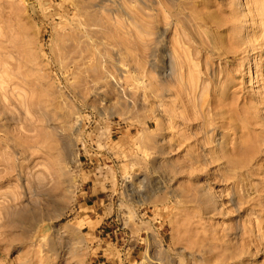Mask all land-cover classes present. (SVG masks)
<instances>
[{
	"label": "rangeland",
	"instance_id": "obj_1",
	"mask_svg": "<svg viewBox=\"0 0 264 264\" xmlns=\"http://www.w3.org/2000/svg\"><path fill=\"white\" fill-rule=\"evenodd\" d=\"M174 2L0 0V264H264V0Z\"/></svg>",
	"mask_w": 264,
	"mask_h": 264
},
{
	"label": "crops",
	"instance_id": "obj_2",
	"mask_svg": "<svg viewBox=\"0 0 264 264\" xmlns=\"http://www.w3.org/2000/svg\"><path fill=\"white\" fill-rule=\"evenodd\" d=\"M144 213L140 214L143 216V219L149 222L152 227H159L160 229L161 218L156 217L154 220H151V217L148 216L147 219ZM96 216L91 214L92 219H96ZM118 219L117 211L113 210V208L108 210V214L103 216L100 225L92 233H89L91 239L90 246L93 247L92 244L98 245L100 249L98 251H101V255H105V253L109 255V251H113L116 255L118 253L125 261L129 259L133 261L141 260L145 255L146 249L143 245L144 237L140 233L136 234L130 230H125L123 226H118L116 224L118 223Z\"/></svg>",
	"mask_w": 264,
	"mask_h": 264
},
{
	"label": "bare ground",
	"instance_id": "obj_3",
	"mask_svg": "<svg viewBox=\"0 0 264 264\" xmlns=\"http://www.w3.org/2000/svg\"><path fill=\"white\" fill-rule=\"evenodd\" d=\"M157 1H158V0H157ZM173 2H174V0H173ZM185 2H186V0H185ZM174 3H175V2H174ZM174 3H173V4H174ZM183 3H184L183 1H182V3H181V2H178V3H176V5H175L176 7H175V6H174V7H175V8H178V9H183V7H184ZM170 4H171V6H172V3H170ZM185 4H186V3H185ZM162 6H163V5H162ZM185 6H186V5H185ZM190 6L192 7V4H190ZM202 7H203V6H202ZM172 8H173V6H172ZM184 8H185V7H184ZM169 9H170V8H169ZM187 9H190V8L187 7ZM198 10H200V9H198ZM201 10H202V9H201ZM178 11H179V10H178ZM192 11H193V10H192ZM203 12H204V11H203ZM170 13H171V12H170ZM176 13H178V12L176 11ZM182 13H183V11L181 12V14H182ZM200 13H201V12H200ZM195 14H196V13H195ZM183 15H184V14H183ZM196 15H197V14H196ZM178 16H179V15L177 14L176 19H177ZM186 16H187V15H186ZM191 16H192V19H194L196 22L198 21V20H196V18H195L194 15H191ZM197 16H199V15H197ZM201 17H202V16H201ZM204 17H205V16H204ZM197 19H198V18H197ZM199 19H200V18H199ZM174 20H175V19H174ZM181 20H182V19H181ZM189 20H190V22H191V19H189ZM195 21H194V23H195ZM205 21H206V19H205ZM207 21H208V20H207ZM177 22H179V21H177ZM177 22H176V23H177ZM198 22H199V21H198ZM181 23H182V22H181ZM197 26H198V25H197ZM161 41H162L161 43L163 44L164 39H162ZM162 44H161V45H162ZM161 48H162V46H161ZM164 59H165V55H164V51H163V48H162V51H161V59H160L162 63H164ZM232 98H233V97H231V99H232ZM232 100H233V99H232ZM232 100H230V103L233 102ZM231 101H232V102H231ZM222 102H223V101H222ZM221 104H222V103H221ZM232 104H233V103H232ZM201 105H202V104H201ZM202 106H203V105H202ZM202 106H201V107H202ZM215 107H216V106H215ZM228 109H229V108H228ZM234 109H235V108H234ZM240 112H241V110H240ZM241 113H242V112H241ZM243 113L245 114L246 112H243ZM201 114H202V112H201ZM201 114H200V115H201ZM235 114H236V119L238 120V118H237L238 114H237V113H235ZM244 114H243V115H244ZM244 116H245V115H244ZM246 116H247V114H246ZM196 117H197V116H196ZM198 117H199V116H198ZM234 117H235V116H234ZM243 118H244V117H243ZM247 118H248V116H247ZM247 118H246V119H247ZM226 119H227V118H226ZM249 119H250V118H249ZM239 120H240V119H239ZM202 121H203V120H202ZM240 121H241V120H240ZM198 122H199V121H198ZM203 122H204V121H203ZM196 124H197V123H196ZM249 124H250V123H249ZM197 125H198V124H197ZM218 125H219V124H218ZM227 126H228V125H227ZM202 127H203V126H202ZM201 129H202V128H201ZM238 129H239V131L241 130V128H238ZM199 130H200V128H199ZM242 134H243V133H242ZM245 136H246V135H245ZM203 137H204V136H203ZM239 137H240V136H238V139H237V140H240V138L243 140V138H244V136H243V138H242V137L239 138ZM254 137H255V136H254ZM254 137H253V138H254ZM206 138H207V137H206ZM200 139H201V138H200ZM247 139H248V138H247ZM250 139H251V138H250ZM255 139H256V137H255ZM255 139H254V141H255ZM201 140H202V139H201ZM205 140H207V139H203L204 142H205ZM244 140H245V138H244ZM256 140H257V139H256ZM207 141H208V140H207ZM247 141H249V140H245L246 143H244V142L242 141L241 144H242V146H243V143L246 144V145H248V146L245 145L246 147L243 146V147H245L246 149H247V148L249 149V150H246V149L244 148V151L246 150L245 152H247V151L250 152V150L253 149V148H251L250 146H252V145L254 146V143H251V144L249 145V144H247V143H249L250 141H249V142H247ZM254 141H253V142H254ZM208 142H210V141H208ZM208 142H206V143H208ZM251 142H252V140H251ZM255 142H256V141H255ZM229 143H230V142H229ZM237 144H238V143H237ZM241 144L238 145V146H239L238 148L241 147V146H240ZM255 144H256V143H255ZM260 145H261V144H260ZM229 147H230V146H229ZM243 147H242V148H243ZM255 147H256V146H255ZM242 148L238 149V150H240V151H238V152L235 151L236 153H235L233 150H232V152H231V150H230V152H231L232 154H233V153L238 154L239 152H241V150H243ZM250 148H251V149H250ZM235 149H236V148H235ZM235 149H234V150H235ZM255 149H256V148H255ZM255 149L253 150V152H255ZM236 150H237V149H236ZM260 151H261V150H260ZM223 152H224V150H223ZM225 152H226V151H225ZM225 152H224V153H225ZM242 152H243V151H242ZM242 152H241V153H242ZM249 152H248V153H249ZM212 153H213V152H212ZM212 153H210V154H212ZM248 153H247V154H248ZM255 153H256V152H255ZM239 154H240V153H239ZM253 155H254V154H253ZM195 156H196V155H195ZM250 156H251V155H250ZM250 156H249V157H250ZM259 156H260V155H259ZM197 157H198V156H197ZM215 157H216V156H215ZM247 157H248V156H247ZM251 157H252V156H251ZM213 158H214V157H213ZM213 158H212V159H213ZM199 160H200V159H199ZM247 161H249V160H247ZM223 162H224V161H223ZM225 163H226V161H225ZM225 163H224V164H225ZM228 163H229V161H228ZM229 164H232V163H229ZM236 164H242V162H241V161H240V162H236ZM243 164H245V163H243ZM227 166H229V165L227 164ZM244 166H245V165H244ZM246 171H247V169H246Z\"/></svg>",
	"mask_w": 264,
	"mask_h": 264
}]
</instances>
